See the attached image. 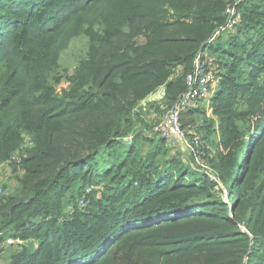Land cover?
Returning a JSON list of instances; mask_svg holds the SVG:
<instances>
[{
    "label": "trees",
    "instance_id": "1",
    "mask_svg": "<svg viewBox=\"0 0 264 264\" xmlns=\"http://www.w3.org/2000/svg\"><path fill=\"white\" fill-rule=\"evenodd\" d=\"M235 1L0 0V164L22 157L0 197V241L29 242L9 264H264V0ZM79 36L86 56L65 86L49 84ZM198 54L216 90L180 124L213 147L214 180L149 134ZM137 108L152 115L136 117L142 137Z\"/></svg>",
    "mask_w": 264,
    "mask_h": 264
},
{
    "label": "rangeland",
    "instance_id": "2",
    "mask_svg": "<svg viewBox=\"0 0 264 264\" xmlns=\"http://www.w3.org/2000/svg\"><path fill=\"white\" fill-rule=\"evenodd\" d=\"M229 34H230V32H229ZM87 52H88V41H87L86 37L79 36V37L72 39L70 44L68 45V47L61 53L59 63H58V68L55 71V73H53L49 77V84H54L56 82V79H58V80H60L58 86H60V85L65 86L66 84L64 81L66 79H68L73 74V72L77 68L79 62L86 56ZM215 90H216V86L214 85L210 89L208 99L212 97L211 95L215 92ZM147 103L148 102H146V104ZM133 113H134L133 118L135 119L136 124L133 126L132 134L133 135L136 134L139 137H142V135L140 133H144L145 130L147 129V127H146V124H144L145 127L143 128V124L142 123L139 124V120L141 119V121L144 120V121L148 122L149 119L152 118L151 112L148 111L147 108H137ZM137 116H139L140 119H137L136 118ZM208 117L209 116H207V118ZM161 118H162V116H161ZM197 120L203 121L201 118H198ZM217 126H218L217 124L214 125L216 131L210 136L209 140H214L217 137V135H218ZM149 131H150V129H149ZM132 134L130 135L128 140L132 139ZM193 134H195V133H193ZM202 136L204 137V139L206 140V143H207V146L205 148V157H204L205 168L202 169L200 167L195 166L193 164V161H188L187 166L190 167L192 171L199 172L198 174H196L199 177L202 173V174L206 175V177H208L210 180H214L215 173H214L213 167L209 164V162L207 160V156H208L209 152L210 153L212 152L213 147H211L209 145V141H208V139L205 138L206 136L204 133H202ZM153 137L158 138L157 136H153ZM189 139H191V138L187 134L185 142L187 143L189 141ZM153 140L155 142H157L158 139H156V140L153 139ZM149 142H151V141H149ZM181 143H182L181 146H183L182 150L180 149L181 152L187 158H191L189 156L187 147L184 145L183 142H181ZM147 146H148V150L153 147V145H151V144L147 145ZM20 158H22V157L19 154H16L14 156V158L10 161V163L0 164V185L4 189V195L7 193L9 183H12L15 185V187H17L18 181L20 180V178L22 176V173L19 171L18 166H17V164H19L18 160ZM102 159H104V157H102ZM215 189H216V193L218 194V196L224 202H226V203L230 202L229 201L230 194L227 191V189L223 187L222 184H218V186ZM86 190H87V192H90L89 189H86ZM78 201H79V203L77 204V207H79V206L84 207L86 205L83 198L81 200H78ZM70 206H65V208H64L63 215L65 218H68L73 212V207H70ZM61 221H63V219H61ZM241 228L244 229L243 227H241ZM11 232H12V230L9 229L7 231L6 235L8 236V233H11ZM8 239H10V237L9 238L6 237L4 239V241H0V246L2 245L3 242H5ZM11 239H13V238H11ZM14 240H16L15 245L2 247L0 249V262L3 261L4 263H8V264L11 262L12 257L15 256L16 253H18L19 249H20V247H17L16 245H19L21 247L22 246L28 247L29 242L28 243L22 242L19 239H14ZM33 246H34V249H36L37 243L34 242Z\"/></svg>",
    "mask_w": 264,
    "mask_h": 264
},
{
    "label": "built area",
    "instance_id": "3",
    "mask_svg": "<svg viewBox=\"0 0 264 264\" xmlns=\"http://www.w3.org/2000/svg\"><path fill=\"white\" fill-rule=\"evenodd\" d=\"M244 0L235 1V5L242 3ZM227 22L221 31L232 32L238 25L241 14L236 6H231L226 10ZM211 63H207L202 59L201 54L195 58L194 73L185 78L188 89L186 92L168 109L164 110V114L160 120L150 125L149 134L156 135L162 140L171 144V146H179V141L187 147L189 156L192 158L193 164L202 169L205 168L204 157L206 140L202 134H196L186 143V133L180 124V115L183 111L192 107L196 102L207 98L212 88L215 78L212 71ZM179 139V141H177ZM14 158V157H13ZM19 161V160H18ZM7 164V163H6ZM4 195V189L0 185V197ZM16 244V240L8 239L2 243V247L12 246Z\"/></svg>",
    "mask_w": 264,
    "mask_h": 264
},
{
    "label": "water",
    "instance_id": "4",
    "mask_svg": "<svg viewBox=\"0 0 264 264\" xmlns=\"http://www.w3.org/2000/svg\"><path fill=\"white\" fill-rule=\"evenodd\" d=\"M165 95V89L164 88H161L160 90H158L155 94H151L150 96H148L145 101L142 103L143 106L146 105V102H153V101H156V100H161ZM177 141H179V139H177ZM182 143H181V140L179 141V148L182 150V147L181 146Z\"/></svg>",
    "mask_w": 264,
    "mask_h": 264
}]
</instances>
